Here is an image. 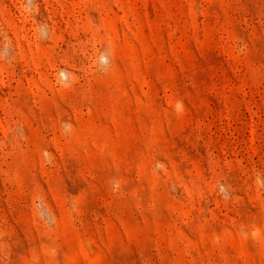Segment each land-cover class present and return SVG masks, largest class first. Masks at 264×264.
Returning a JSON list of instances; mask_svg holds the SVG:
<instances>
[{
	"label": "rangeland",
	"instance_id": "1",
	"mask_svg": "<svg viewBox=\"0 0 264 264\" xmlns=\"http://www.w3.org/2000/svg\"><path fill=\"white\" fill-rule=\"evenodd\" d=\"M0 264H264V0H0Z\"/></svg>",
	"mask_w": 264,
	"mask_h": 264
}]
</instances>
